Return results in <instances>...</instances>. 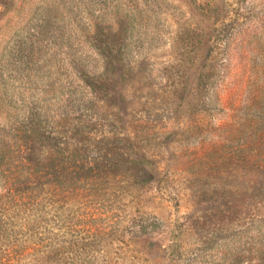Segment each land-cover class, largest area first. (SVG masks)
Masks as SVG:
<instances>
[{
  "label": "rangeland",
  "instance_id": "rangeland-1",
  "mask_svg": "<svg viewBox=\"0 0 264 264\" xmlns=\"http://www.w3.org/2000/svg\"><path fill=\"white\" fill-rule=\"evenodd\" d=\"M129 4L123 40L134 69L119 88L159 179L36 209L0 236V264H163L171 229L186 215L206 212L215 224L228 217L231 152L245 139L230 134L229 121L253 93L264 97V0H0V120L13 112L6 93L42 94L51 79L72 77V49L95 63L85 30L117 7L121 30ZM219 4L227 12L202 67Z\"/></svg>",
  "mask_w": 264,
  "mask_h": 264
},
{
  "label": "trees",
  "instance_id": "trees-1",
  "mask_svg": "<svg viewBox=\"0 0 264 264\" xmlns=\"http://www.w3.org/2000/svg\"><path fill=\"white\" fill-rule=\"evenodd\" d=\"M108 10L85 30L95 63L72 49V77L51 79L42 94L31 90L19 99L3 97L13 112L0 120V236L43 206L99 198L113 190L126 194L159 179L158 161L142 149L144 135L131 120L130 95L119 88L134 69L123 40L130 36L133 5L121 30L113 21L121 14L118 7L111 9V18ZM216 11L201 44L202 67L226 5ZM259 93L248 98L247 111L229 121L230 134L245 139L231 152L227 219L215 224L206 212L186 215L171 229L163 264H264V97Z\"/></svg>",
  "mask_w": 264,
  "mask_h": 264
}]
</instances>
